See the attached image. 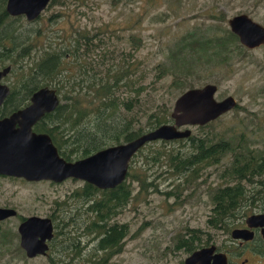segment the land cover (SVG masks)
<instances>
[{
	"label": "rangeland",
	"instance_id": "obj_1",
	"mask_svg": "<svg viewBox=\"0 0 264 264\" xmlns=\"http://www.w3.org/2000/svg\"><path fill=\"white\" fill-rule=\"evenodd\" d=\"M238 13H247L264 25V0H56L32 24L22 19L21 33L39 29V35L35 33L33 36V61L41 57V50L54 38L64 44V50L77 31L96 36V39L102 40L97 55L81 53L79 60H83V63L92 60L91 64L94 65L96 57L99 63L95 64V71L98 73H102L105 67L117 64L123 53L136 52L140 74H144L146 85L141 102L150 101L149 106L167 104L170 112L177 96L190 85L201 87L206 83L216 84L215 98L220 100L232 95L237 100L236 108L203 128L189 127L191 133L206 135L214 140L226 130L230 136L239 133L244 123L253 132L251 138L255 141L251 145L256 144V148L260 149L264 142V45L254 49H234L231 65L227 66L220 62L203 65L196 59L198 66H192L195 74H188L184 70L186 66H191L192 53L188 49L177 52L183 37L195 30L211 36L224 35L229 28L227 20ZM133 35L140 38L136 49ZM98 42L101 44V41ZM109 51L114 54L115 60L108 58ZM103 53H107L104 60ZM71 54L63 62L71 63ZM131 62L128 58V63ZM68 64L63 68L67 69L64 72H68V77L77 74L75 68H70ZM134 66L135 63H132ZM161 66L166 70L162 71ZM10 78L17 80V72H13ZM180 82L184 83L183 86ZM118 94L126 97L131 95V91L121 87ZM89 98V95H81L82 103L89 102ZM141 124L145 125L144 121ZM144 146L143 154L133 157L132 165H136L138 172L146 173V181L153 185L145 192L141 191L138 180L125 179L133 189V196L114 219L118 223H126L127 235L122 250L107 264H183L186 251L174 249L177 236L180 233L188 235V229H207V214L212 206L211 193L221 180L219 175L229 158L225 157L217 166L205 168L190 187L184 189L183 179L172 176L166 162H154L149 157L153 150L173 148L182 151L187 146L182 147L178 142H167L163 146L157 142L148 151V144ZM177 184L182 185L176 187ZM81 185L83 182L80 180L28 185L0 178V203L17 208L24 216L33 213L51 218L49 212L54 207L53 201L56 198L63 200L67 194L70 196ZM166 192H172V195ZM85 217V213L80 214L76 222L83 224L81 220ZM18 224L17 217L9 218L2 224L5 230L10 231L15 244L8 250H1L0 264H49L46 256L28 259L20 251L14 255L16 258L8 260L14 253L13 248L19 245ZM59 245L57 241L52 246L55 261ZM90 250L89 258L95 255V250ZM85 256L87 254L82 253L75 257L78 258L76 262L91 264Z\"/></svg>",
	"mask_w": 264,
	"mask_h": 264
},
{
	"label": "trees",
	"instance_id": "obj_2",
	"mask_svg": "<svg viewBox=\"0 0 264 264\" xmlns=\"http://www.w3.org/2000/svg\"><path fill=\"white\" fill-rule=\"evenodd\" d=\"M55 1L51 0L50 4ZM0 3H2V0ZM6 16L7 13L3 8L2 11L0 9V19H4ZM35 33L39 35V29L24 31L22 33V37L24 36V40L22 39L23 43L31 34L34 36ZM76 34L71 38L69 45L72 51L70 55L71 63L63 62V59L68 57H66L64 51H59V49L51 45V42L49 47H44L41 50V57L37 61H33V91L42 86H49L55 88L59 95V105L54 111L46 113V116L41 120L46 121L47 124L43 126L44 131L50 135L59 154L64 159L73 161L85 157L106 146L134 139L163 123L173 122L170 116V106L167 104L149 106L150 101L141 102L146 85L144 84V74H140V62L136 60V52L123 53L124 56L118 59L117 64L105 67L102 73H98L95 71V64L98 65L99 63L96 62V57H94V65L91 64L92 60H85L84 63L83 60H79L81 58L80 54L83 53L80 51L81 45L79 42L86 34L80 31H77ZM85 38L88 40L92 37L86 35ZM132 39L136 44V49L140 43V38L133 35ZM97 41H101V46L102 40L98 39ZM90 42L85 44L86 47L89 46ZM238 43L237 36L229 28L224 31V35L213 36L195 30L183 37V43L177 52L181 53L188 49L192 53L191 66H186L184 70L188 74L192 72L195 74L193 67L198 66V61L203 65L207 62H220L226 66L231 65L233 50L245 48ZM20 50V57L22 58L25 57V54H31V49L25 47L24 44ZM102 56L104 60V57H107V53H103ZM108 58L111 60L116 59L111 51H109ZM128 58L132 61L131 63H128ZM196 59L198 60L197 62ZM132 63H135L134 67H132ZM66 64L70 68H75L77 74L68 77V72H64L67 69H63ZM160 68L162 71L166 70L164 66ZM15 72L19 75L21 83H29L30 72L27 71V67L23 68L21 66ZM179 84L183 86L184 83L180 82ZM192 86L190 85L189 87L193 88ZM121 87L131 91V95L128 94L126 97L119 96L118 91ZM13 90L14 88L12 87ZM81 95H89V102L83 104ZM10 101L9 99L7 104ZM18 106L21 105L18 104ZM142 121H144L145 125L141 124ZM205 126L199 127L203 128ZM41 127L42 123L36 126L37 130L42 131ZM235 137H237V134ZM216 138V141L211 142L206 135L201 136L200 134L194 135L191 133L187 138L172 141L154 140L145 145L148 144L147 151L151 150L152 145L157 142H161L163 146L167 142H178L182 144V147L187 146V149L182 151H175L173 148L168 149L166 147L163 150H153L149 157L154 162H166L171 175L176 176L178 179H183L184 189H188L207 166L218 164L219 154H222L223 151L233 152V159L230 165H226V168L220 174L224 184L217 185L211 194L214 207L216 209H234L239 207L252 209L257 207L258 204L264 205V178H259L264 174V154H262L264 149L260 151L257 148L243 150L239 147L241 144L238 140L235 143L219 135ZM219 140L224 141L226 144L218 146L217 141ZM143 147L133 157L137 154L142 155ZM262 147H264V144ZM145 156L147 157V155ZM253 158L256 159L255 164L251 163ZM132 163L133 158L129 165L127 177L138 180L141 191L146 192L147 188L152 186L153 183L147 182L146 173L138 172L136 165H132ZM73 180L76 181L77 179ZM83 184V186L73 190L69 197L75 198L76 201L80 199L86 201V198L100 194L99 202H96L97 199H95L86 208V212L90 213L92 217L89 220L85 218L81 221L85 225L84 230L87 231L85 234L92 233L98 236V245L101 248H113V254L120 252L123 246L121 240L126 234V225L111 224L109 221L119 213L121 208L130 202L133 196V189H130L126 180L116 187L108 189H100L86 182ZM182 184H177L176 187ZM171 193L166 192V194ZM54 202L57 212L51 216L54 228V236L51 243L58 241L60 245H63L62 242L65 240L64 230L67 227L69 217L66 221L67 215L63 207V200ZM86 212L85 210L81 213L78 211L72 223L76 224L75 221H77L80 214H86ZM72 217L74 216L72 215ZM210 218L214 223H218L217 215H213ZM208 222L210 221L208 220ZM187 232H189L188 235L180 233L176 241H179V244L183 243V249L189 251L192 249L191 244L195 238L201 237V230L188 229ZM4 237L5 240H12L9 230H5ZM17 249L25 255L19 246ZM73 249L76 256L81 255L82 248L79 245L73 244L71 251ZM111 255L107 254L100 260L92 256L87 261L91 264H107Z\"/></svg>",
	"mask_w": 264,
	"mask_h": 264
},
{
	"label": "water",
	"instance_id": "obj_3",
	"mask_svg": "<svg viewBox=\"0 0 264 264\" xmlns=\"http://www.w3.org/2000/svg\"><path fill=\"white\" fill-rule=\"evenodd\" d=\"M51 0H7L11 15L23 14L28 21L37 19ZM230 31L247 49L264 45V25L247 13H238L227 20ZM10 67L0 69V79ZM218 86L206 83L184 90L174 101L170 116L172 123H163L127 142L99 149L85 157L68 161L60 156L48 134L35 133L32 125L59 105L55 88L42 86L30 97V103L0 119V174L23 177L27 180L62 182L74 178L100 189L114 188L127 178L133 156L146 143L154 140H175L191 135L190 126L204 125L237 106L234 96L215 98ZM9 94V87L0 82V104ZM15 124L19 126L16 128ZM13 208H0V220L13 217ZM264 223L263 215L250 216V224ZM19 245L27 258L46 255L54 236L52 219L30 215L17 226ZM204 248L190 254L184 264H196L206 254ZM204 264V263H202ZM217 264V263H216ZM219 264H225L224 260Z\"/></svg>",
	"mask_w": 264,
	"mask_h": 264
},
{
	"label": "flooded vegetation",
	"instance_id": "obj_4",
	"mask_svg": "<svg viewBox=\"0 0 264 264\" xmlns=\"http://www.w3.org/2000/svg\"><path fill=\"white\" fill-rule=\"evenodd\" d=\"M6 3H7V0H2V3H0L1 11L3 8V10L7 13L6 18L0 19V69H3L8 66L10 67V69L8 73L0 79V82L2 84H6L9 87V94L5 97V99L0 104V109H1L0 119L9 117L14 111L20 108H23L30 103V97L33 94V34H31L30 37H28L27 40L23 43L22 33H21L22 31L21 23H22V19H25L28 23L32 24L33 21L39 18L38 17L35 20L28 21L23 14L11 15L6 10ZM85 36L86 35H84L79 42V44L81 45L80 51H82L86 55L90 53L88 56H96L97 49L100 46V43L97 41L98 39H96V36H92L91 39L87 40ZM87 42H90L88 47H86L85 45ZM23 44L25 47H29L31 49V54L30 55L25 54V57L22 58L20 57V53H21L20 48ZM50 44L56 47V49H59V51H64V54L66 56H68L70 52H72L69 48V45L67 46L66 49L63 50L62 47L64 46V44H61L60 41L58 42L57 40H55V38L52 39ZM50 44H47L48 47ZM21 66H26L27 71L30 72V80L28 84L21 83L19 81V75H17V80H13L10 78L13 72H15V70H17ZM12 87L14 88L13 91H12ZM9 99L11 101L7 104ZM18 104H20L21 106L17 107ZM235 108L236 107H234L233 109ZM224 114L225 113H223L222 115ZM45 116L46 115H43V117ZM219 117H217L216 119H218ZM41 119H39L37 122H35L32 125V131H34L35 133L48 134L47 132L44 131L45 129L43 127L47 123L45 120H41ZM214 120L204 125H209ZM40 122L42 123V127H41L42 131L37 130L36 128L38 124H41ZM204 125H195V126H190V127H199V126H204ZM18 126H19L18 124H15L16 128ZM241 127H242V130L239 133H237V137H235L236 134H233L232 136H230L228 130H226L219 136H221L224 139H228V140L230 139L231 141H234L235 143L238 140L241 144V146L239 147L242 148L243 150L256 149V144L254 146L251 145V143L255 141L254 138H251L253 132L249 130L248 126H246L244 123L241 124ZM216 140L217 138L214 140L210 139L211 142L216 141ZM225 144L226 143L224 141H221V140L217 141L218 146L225 145ZM263 144L264 142H262V145ZM262 145L260 149H257L258 151H260L261 149H264ZM233 154L234 153L231 151H223L222 154L218 155L220 157L219 162H221L225 157L229 158V162L225 164L224 169L226 168V165H230L233 159ZM262 154H264V151ZM251 163L255 164L256 159L253 158ZM218 164H215L212 166H217ZM263 164H264V156H263ZM261 177L264 178V174L263 176H260L259 178ZM0 178L4 181L8 180V181H12L15 183H22V184H28V185H33V183H38V182H43V183L50 182V184H55V183H62L64 181L74 179V178H67L63 180L62 182H54L51 180L33 181V180H27L23 177L4 175V174H0ZM219 178L221 179L222 177H220L219 175ZM82 182L84 183V181ZM220 184L221 185L224 184V181L222 179L218 181L215 187ZM16 195H18V193ZM99 198H100V194H96L92 197L86 198V201L82 199L76 201L75 198L69 197V194H67L66 197L63 198V202H64L63 207L65 208L66 215H67L66 221L68 220V217H69V220L67 222V227H65V230H64L65 240L62 242L63 245L57 246V258H56L57 260L56 261L52 257V254H53L52 246L54 243L52 244L51 241L49 242V248L47 250V253L46 255H43L49 259V264L50 263L60 264L62 261H63V264H72V263L78 264L76 262L78 258H75V257H79V255L78 256L75 255L74 249L71 251V246L73 244L75 245L77 244L80 246V248H82L81 255L82 253H84V255L87 254V256H85L86 260L89 258L88 255L92 253V251L90 250L91 248L95 250L94 256L97 257V260H100L104 256H107V254H112L110 258H112L115 254H117V253L113 254V248H108V247L101 248L98 245V236L92 233L85 234V232L87 231L84 230L85 229L84 224L79 225L76 221H75L76 224L72 223V221L75 220L76 213L79 210H82V211L85 210L86 212V208L89 207L88 204H91L95 199H97L96 202H99ZM54 201L59 202L57 198ZM211 202H212V206L210 207V210L207 214V219H206L207 229L201 230V237L195 238V240L191 244L192 249L189 251L186 249H183V246H182L183 243L179 244V241H176L174 249L176 251H180V249L186 251V257L183 260V264L185 262V259L190 254H192L195 251L204 249V248H207L208 250L206 251V254L199 260V262H196V264H202V263L219 264L223 260L225 264H264V223H262L260 220V223H256L255 225H253L247 221V219L250 216L263 215L264 205L258 204L257 207L252 208V209L248 207H244V208L239 207V208H234V209H216L214 207V201L211 200ZM53 206L54 207L52 208V212H49L50 216H53L57 212V207L55 205V202L53 203ZM0 208L15 209L17 211V214L13 217H17L19 220V223L25 217L33 215V213H31L28 216H24L18 212L17 208L12 207V206L9 207L1 203H0ZM72 215L74 217H72ZM213 215H217V218H218L217 224L214 223L212 219L210 218ZM86 216L87 217L85 218L87 220H89L92 217V215H90V213H87V212H86ZM115 217H113L109 222L111 223L112 221H114L117 224L126 225V223H118L114 219ZM9 218H12V217H9ZM9 218L0 220V253L2 249L8 250L10 247H13L15 244V241L5 240V237H4L5 229L2 226V224ZM208 220L210 222H208ZM125 229H126V234L121 240L122 243H124L125 237L127 235V230H128L127 225ZM18 246L20 247V245ZM18 246L13 248L14 253L11 258H8L9 261H12V259L16 258L14 255L18 251L17 249ZM20 250L22 251V248ZM176 251H174V253ZM33 258H28V259H33ZM83 264H86V263L83 262Z\"/></svg>",
	"mask_w": 264,
	"mask_h": 264
}]
</instances>
